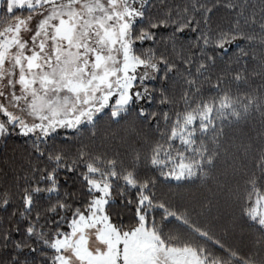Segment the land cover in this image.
<instances>
[{"label":"snow or ice","instance_id":"snow-or-ice-1","mask_svg":"<svg viewBox=\"0 0 264 264\" xmlns=\"http://www.w3.org/2000/svg\"><path fill=\"white\" fill-rule=\"evenodd\" d=\"M248 6L0 0V148L19 149L0 172V264H226L169 186L233 147L253 153L236 197L264 241V84L248 85L264 14ZM257 117L259 146L229 145Z\"/></svg>","mask_w":264,"mask_h":264},{"label":"trees","instance_id":"trees-1","mask_svg":"<svg viewBox=\"0 0 264 264\" xmlns=\"http://www.w3.org/2000/svg\"><path fill=\"white\" fill-rule=\"evenodd\" d=\"M245 16L255 13L259 19L264 10V0H248ZM222 23L226 27L230 19L222 13ZM219 18V17H218ZM257 57L256 61H250L249 71L257 70V64L264 59V47L259 43L249 50ZM264 84V78L249 76V88L255 89ZM247 90V89H245ZM261 127L259 118H255L247 125L228 132V143L238 146L251 141L259 146L256 134ZM14 151H19L18 148ZM14 151H5L0 148V172L5 168L10 169V158ZM253 153L242 154L238 148L233 147L228 160H221L216 169L207 179L193 176L189 180L182 181L179 185L173 183L169 186L170 198L187 209L190 220L200 228L207 230L213 237L218 238L225 245L233 249V259L226 264H246L248 260L255 264H264V241L257 242L258 234L254 228H250L241 218L236 193L243 188L245 174L253 167ZM0 176V183L3 182ZM173 230L182 236L185 230L173 225ZM199 243V241H195Z\"/></svg>","mask_w":264,"mask_h":264},{"label":"rangeland","instance_id":"rangeland-1","mask_svg":"<svg viewBox=\"0 0 264 264\" xmlns=\"http://www.w3.org/2000/svg\"><path fill=\"white\" fill-rule=\"evenodd\" d=\"M185 257H189L190 258V254H187V253L180 254V258L178 260V264H184V258Z\"/></svg>","mask_w":264,"mask_h":264}]
</instances>
